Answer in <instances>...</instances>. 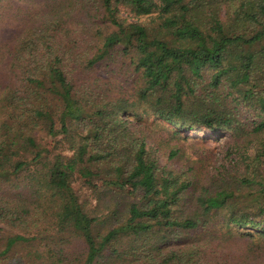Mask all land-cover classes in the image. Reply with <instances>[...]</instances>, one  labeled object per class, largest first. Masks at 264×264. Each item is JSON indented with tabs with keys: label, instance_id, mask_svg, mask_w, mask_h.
I'll return each mask as SVG.
<instances>
[{
	"label": "trees",
	"instance_id": "trees-1",
	"mask_svg": "<svg viewBox=\"0 0 264 264\" xmlns=\"http://www.w3.org/2000/svg\"><path fill=\"white\" fill-rule=\"evenodd\" d=\"M33 3L0 45V264H264V0ZM151 118L221 158L163 165Z\"/></svg>",
	"mask_w": 264,
	"mask_h": 264
},
{
	"label": "rangeland",
	"instance_id": "rangeland-1",
	"mask_svg": "<svg viewBox=\"0 0 264 264\" xmlns=\"http://www.w3.org/2000/svg\"><path fill=\"white\" fill-rule=\"evenodd\" d=\"M33 2L34 0H5L0 4V45H10L21 35L26 27L25 22L28 19V14L34 7ZM40 3L42 5V1H40ZM129 21L133 22L134 19L130 18ZM144 121L153 124H161L153 125L155 126L153 131L154 138L159 143H162V147L160 148L162 150L161 153H163L161 158V163L163 165L168 164V153L171 149H178L180 151V156L172 161L176 167L180 168L186 165L187 160L190 159V162H194L196 157L201 154L207 156L208 161L214 163L221 158L224 151L212 147L217 144H207L203 140V138L205 139L207 137V132L182 131L181 135L172 137L173 130L164 122L156 121L154 118ZM167 127L169 129H167ZM72 187L74 191L78 193H87L88 189L99 190L102 188L99 182L87 180L80 174L75 175ZM125 189L129 191L132 189V186L127 185ZM11 232L9 228L4 227V235L9 236ZM24 247H26V245H24Z\"/></svg>",
	"mask_w": 264,
	"mask_h": 264
}]
</instances>
